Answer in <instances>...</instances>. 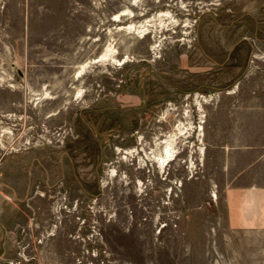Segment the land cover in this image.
I'll list each match as a JSON object with an SVG mask.
<instances>
[{"label":"rangeland","instance_id":"1","mask_svg":"<svg viewBox=\"0 0 264 264\" xmlns=\"http://www.w3.org/2000/svg\"><path fill=\"white\" fill-rule=\"evenodd\" d=\"M263 142L264 0H0V264H264Z\"/></svg>","mask_w":264,"mask_h":264},{"label":"crops","instance_id":"2","mask_svg":"<svg viewBox=\"0 0 264 264\" xmlns=\"http://www.w3.org/2000/svg\"><path fill=\"white\" fill-rule=\"evenodd\" d=\"M257 152L255 187L228 189L226 199L231 230L256 231L264 254V142Z\"/></svg>","mask_w":264,"mask_h":264},{"label":"bare ground","instance_id":"3","mask_svg":"<svg viewBox=\"0 0 264 264\" xmlns=\"http://www.w3.org/2000/svg\"><path fill=\"white\" fill-rule=\"evenodd\" d=\"M176 135L177 134H172L170 137H167L164 141H161V143L159 144V157H154V162L157 163L160 171L164 170L166 166H168L169 163L176 158L177 152L174 147V145L176 144L175 141L177 140Z\"/></svg>","mask_w":264,"mask_h":264}]
</instances>
